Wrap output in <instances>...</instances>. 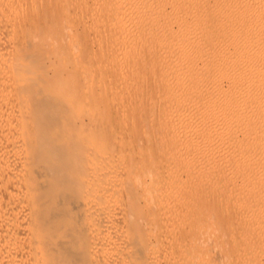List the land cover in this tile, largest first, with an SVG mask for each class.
I'll return each mask as SVG.
<instances>
[{
  "label": "bare ground",
  "instance_id": "6f19581e",
  "mask_svg": "<svg viewBox=\"0 0 264 264\" xmlns=\"http://www.w3.org/2000/svg\"><path fill=\"white\" fill-rule=\"evenodd\" d=\"M66 1L72 4V15L78 12L83 17L84 13L91 15L90 26L86 27L87 23L82 20L85 24L82 32H88V36L91 31L94 33L98 51L107 55L112 63V70L108 69L114 72L115 80L109 83L110 75L109 80L104 79L103 72V76L98 75L100 77L94 80L98 73L93 77V72L82 68L76 52L70 53L69 58L61 54L56 65L49 62L50 74L49 67L45 69L46 54L42 55L41 46H56L55 33L46 37L33 32L32 28L30 31L36 15L44 13L38 15L37 12L39 6L43 8V0H0V40L8 37L6 48H0V264H147L150 247L146 235H150L151 225L156 219L165 220V226L175 220L172 223H176V227L170 224L168 229L176 230L173 233L167 230L172 234L168 236L177 243L183 241L182 235L196 224L198 211L190 204L193 197L196 199V195L207 188L208 182L212 184V192L234 197L236 200L233 198L234 203L231 202L235 207L239 202L237 209L238 206L242 209H236L238 213L243 210L253 215L245 222L254 220V224L250 222L253 231L256 226L264 229V0ZM59 2L62 1L48 0L50 9L45 11L50 13L49 25H56V14L60 15L62 10L64 14L72 10L70 5H66L68 9L62 8ZM72 20L73 23L74 17ZM62 28L65 31V27ZM73 30L68 28L56 37L67 41L64 47L76 46V41L73 46L74 39L70 40L72 36L67 33ZM102 52L98 53L102 56ZM112 81L117 83L116 87ZM105 82L112 85H108L109 92L104 87ZM118 94H122L121 98L124 96L123 102L127 101L128 105L120 104L127 108L117 110L130 109L132 116L140 117L146 108L145 101H153L146 104H152L151 108L147 105L151 116L153 110L157 112L150 127H155L159 141L156 147H161L154 150H158V158L153 151L145 156L149 163L156 159L161 161L159 166L168 163L163 170L168 178V187L163 185L165 190L162 185L159 187L158 182H162L164 176L160 177L161 169L160 176L157 175L158 163L154 164L156 172L149 170L154 166L148 163V168L139 148L140 154L116 158L121 166L111 170L116 161V146L112 130L109 129L111 134L105 130L103 121L113 108L108 104L109 96L114 100ZM115 101H112L113 106ZM146 113L145 110L146 119L151 117ZM120 118L117 124L124 121ZM130 123L132 126L133 122ZM127 136L130 135L123 138ZM123 138H119L121 142ZM137 138H134L136 144L141 139ZM132 140L128 141L134 142ZM128 144L129 147L131 143ZM122 149L125 148L122 146ZM149 172L161 179L154 181L156 177L149 176ZM153 182H157L158 187H152ZM205 198L208 200L207 196ZM153 201L156 216L152 213ZM235 217L238 215L234 214ZM234 222L236 225L237 220ZM210 225L206 231L213 229L215 233L214 226ZM245 226L242 228L246 231ZM260 233L256 235L263 252L264 231ZM240 235L242 242L244 236ZM252 235L249 240L254 239ZM166 237L163 240L169 238ZM230 238H234V234ZM171 240H166L167 244ZM250 242L249 247L253 245H249ZM258 242L254 244L260 245ZM246 243L244 239V245ZM170 245L165 249L169 250ZM183 248L179 249V255L174 252L176 258L172 253V264L190 262L192 257ZM242 249L241 246L240 251ZM254 249L257 252L259 248ZM180 254L183 256L179 257ZM248 255L247 263H250ZM238 256L241 258L240 254ZM260 256L264 259V253ZM152 257L150 259L154 260ZM200 257H194L193 262L201 261ZM207 260L199 264H211ZM238 261L241 264L242 259Z\"/></svg>",
  "mask_w": 264,
  "mask_h": 264
},
{
  "label": "rangeland",
  "instance_id": "374dc122",
  "mask_svg": "<svg viewBox=\"0 0 264 264\" xmlns=\"http://www.w3.org/2000/svg\"><path fill=\"white\" fill-rule=\"evenodd\" d=\"M59 1H62V2H59V3H62L61 5H59V6H61L62 8H64V7H67L66 9H68V7L69 6H66V5H70V4H68L69 2L68 1H66V0H59ZM47 4H46V3ZM42 4L41 5H43L42 7V9H41V6H39V9L37 10V12L39 13L38 15H40V14H42L43 13V11H44V15H45V13H46V15L44 16L43 14L41 15V16H37L36 15V18H37V20L39 21H41V20H44V18H45V20H46V18H47V21H45L44 20V22L43 21H39L40 23H38V21L36 20V22H35V24L34 25H31L30 26V31H31V28L34 30H32L33 32H36V33H41V35L42 34H45V36L46 37H49V34H51V36L55 33V35L53 36V38H55L56 39V42H55V44H56V46H52L51 45V47H50V45H48V47H46V46H41V47H43L42 48V51L41 52H43L42 53V55H44V54H46V56L44 55V57L46 58V64H47V66H45V69L46 70H48L47 68L49 67V70H51V71H49V73L51 74V72H52V65H49V62H54L55 63V65L56 64H58V58L59 57H61V54L63 55L64 54V56L65 57H71L72 56V54H76L77 56L76 57H79L78 59H79V61L83 64V66H82V68H84V69H86V70H88V71H90V72H93L92 73V75H93V77H94V75L95 74H97V75H95V77H94V80H97V78H99L100 76H103L104 74H102V72L103 73H105V78L104 79H107V80H109V78H111L110 80H109V83H110V81L113 79V80H115L114 78H112V77H114L113 75H114V72L113 71H111L110 72V70H112V65H111V67H110V64H112L111 63V61L109 60V58L107 57V55H105V54H103V52L102 51H100V49H99V51H98V47H97V43L95 42L96 40L94 39V33L91 31V35H90V33H89V36H88V32H82V30H83V28L82 27H84L83 25H85L84 23H87L85 26L87 27V26H90L89 24H91L90 22H92L91 21V15L90 14H88V15H86L85 16V13H84V17H83V14L80 16V12H78V14L76 15V14H74V15H76L78 18H79V16H80V18L78 19H76L75 17L76 16H74V15H72V12H73V8L71 7V5H70V7L69 8H72V10H70L69 9V11L67 10L66 12H67V14H69V15H67L66 13V15L64 14V11L62 10L61 12H60V15H58V14H56V25L55 26H53L52 24H50L49 25V23H50V21H49V19L48 18H50L49 17V12H47V11H45V10H48L49 11V9H50V4L48 3V0H43V2H41ZM56 5H58V4H56ZM74 5V4H73ZM45 6V7H44ZM47 7V8H46ZM49 7V8H48ZM45 8V9H44ZM0 12H1V10H0ZM41 12V13H40ZM69 12V13H68ZM87 14V13H86ZM72 17H71V16ZM44 16V17H43ZM90 18H89V17ZM65 17V18H64ZM70 17V18H69ZM73 17H74V24L72 23V19H73ZM87 17V18H86ZM35 18V19H36ZM51 19V18H50ZM90 19V20H89ZM76 20H84V23H83V21H82V23H81V21L80 22H78V21H76ZM64 21V22H63ZM77 23H76V22ZM87 21V22H86ZM38 24H41L42 26H38ZM62 24H64V25H62ZM67 24H69L70 26H68L67 27ZM66 25V26H65ZM74 25V26H73ZM82 25V26H81ZM50 26V27H49ZM62 26H64L65 27V31H62L63 30V28H62ZM71 26H72V29H71ZM38 27V28H37ZM66 27H67V29H66ZM74 27H75V30H73L74 29ZM76 27H77V29H76ZM40 28H42V30L40 29ZM68 28L72 31L73 30V32H67V33H70V35L72 36L71 38H70V40H72V38L74 39V40H72L73 42H71L72 43V45L74 44V41H76V46H75V44L73 45V46H75V47H73V48H68V47H64L66 44H64V43H66L67 41H62V38H56V37H58L61 33V35H63L64 34V32H66V31H68ZM40 30L43 32H40ZM31 31V32H32ZM39 31V32H38ZM76 31V32H75ZM79 32H81V33H79ZM67 33H65V34H67ZM77 33V34H76ZM86 33V34H85ZM93 33V34H92ZM93 35V36H92ZM90 36H91V38H90ZM93 37V38H92ZM8 37H4V38H1V40H0V44H1V47L0 48H6V41L8 42V39H7ZM39 39V38H38ZM86 39V40H85ZM91 39H93L92 41H94L93 43H92V41H91ZM2 40H4V41H2ZM35 40H37V38L35 39ZM64 40H66V39H64ZM68 40V39H67ZM78 40V41H77ZM2 41V42H1ZM39 41H41L40 39H39ZM3 42H4V45H3ZM68 43H69V40H68ZM94 44L93 46H92V44ZM64 45V46H63ZM88 45H89V47H88ZM57 46H60V47H57ZM62 46V47H61ZM51 49H50V48ZM77 47V48H76ZM96 47V48H95ZM59 49H61V50H59ZM71 49V50H70ZM73 49H76L77 51H73ZM90 49V50H89ZM96 49V50H95ZM93 50V51H92ZM94 50H95V52H94ZM60 51H61V53H60ZM70 51H72V52H70ZM66 52V53H65ZM76 52V53H75ZM92 52H93V55H92ZM98 52H102V56H101V54L100 53H98ZM70 53H72V54H70ZM104 53H106V52H104ZM49 54V55H48ZM96 54V55H95ZM53 57V58H52ZM106 57V58H105ZM100 59V60H99ZM104 60V61H103ZM98 61V62H97ZM108 61H109V63H108ZM100 62V63H99ZM98 63V64H97ZM105 64V65H104ZM109 64V65H108ZM54 65V64H53ZM97 66H100V67H97ZM105 66V67H104ZM70 67V66H69ZM103 67H104V69H103ZM108 67L109 68H111L110 70L108 69ZM66 69V71H69V68L68 67H65ZM93 68V69H92ZM105 70V71H104ZM109 72V73H108ZM113 72V73H112ZM111 74H112V76H111ZM98 75H100V76H98ZM109 75H110V77H109ZM98 76V77H97ZM109 77V78H108ZM107 80H105V81H107ZM113 82V81H112ZM111 82V83H112ZM116 82V81H115ZM108 82H105L104 83V87L106 88L107 87V89H108V92H109V86H112L113 85V87H116V84H114V82L112 83V85H110ZM107 84V85H106ZM106 85V86H105ZM109 85V86H108ZM111 89V88H110ZM114 91H116V89L114 90ZM117 92V91H116ZM101 93V92H100ZM102 94V93H101ZM119 95H120V97H119ZM121 95L122 94H118L117 96H118V99L119 100H117V96L115 95V98H116V101H115V98H114V100L111 98L112 96H109L110 97V99H109V103L108 104H110V105H112L111 107H113L112 109H111V107H110V109L112 110H108L109 111V113H107V115H106V117H105V120L103 121V127L105 128V130H107L108 132H109V129H110V131H111V133H112V140H114L115 141V143H113L112 142V140H111V143H113L114 144V146H116L115 147V149H116V151H115V153H114V155H115V159L117 158L118 159V157L119 156H124V158L123 159H125V158H127L126 156H131V154L132 155H137L138 153L140 154V152H138L139 150L141 151V153H143L142 155H144L143 157H145V164H147V166L149 165V164H151L150 166L152 167V165L154 166V167H152V168H149L150 166H148V168H149V170H152L153 172H156L157 170L156 169H154V168H157L156 166H157V163L159 162V159H156L155 157L157 156V158H158V150H156V151H154L155 150V147H156V145L158 144V136L156 137V135H157V132H155V127L153 128V127H150L151 125V120H154V122H155V120H156V118H157V116H155L156 114H157V112L156 113H154V110H153V114H152V116H151V109L149 110L148 109V106L147 105H149L150 103H152L151 102V100L150 99H148L147 101H145L146 103H148V101H149V104H144V106L146 105V108H145V110H146V112L148 113H146L147 114V116H151V117H149V118H147L146 119V117H145V110L144 111H142V112H144V114L143 113H141L140 114V117H141V122L139 121V118L140 117H137V115H134V116H132V111L130 112L129 110H117V109H122V108H124V106L125 105H128L127 104V101H126V98H124L125 99V101H126V104L123 102V97L124 96H122V98H121ZM112 99V100H111ZM121 99H122V101H121ZM112 101H115V106H113L114 104H112ZM121 102V103H120ZM124 104H123V103ZM120 104H122V105H124L123 107L122 106H120ZM109 105V106H110ZM152 105V104H151ZM151 105H149V107L151 108ZM121 108H120V107ZM115 107V108H114ZM109 108V107H108ZM127 108V107H126ZM126 108H124V109H126ZM116 109V111L114 112V110ZM144 109V108H143ZM148 110V111H147ZM119 111V112H118ZM116 112H118L116 115H117V117L120 115V112H121V114H123L124 113V115H120L118 118H116V115L114 114V113H116ZM127 112V113H126ZM110 113H111V115H110ZM129 114V117L127 116ZM121 116H123V117H121ZM125 116V117H124ZM138 116H139V114H138ZM142 116H143V119H142ZM155 116V117H154ZM111 117H114V120L115 121H113V119H111ZM121 117V118H120ZM127 117H128V119H129V122L128 123H130V121H132L131 123L133 124L132 126H133V128H131L132 126L131 125H129L128 123H127V121H128V119H127ZM136 117V118H135ZM119 118H120V120H124L123 122L121 121V123L120 124H117V123H119L120 121H117V119L119 120ZM125 118V119H124ZM155 118V119H154ZM111 119V120H110ZM127 119V120H126ZM134 119H136V122H134ZM126 120V121H125ZM112 121H113V123H112ZM117 121V122H116ZM146 121V122H145ZM114 122H116V123H114ZM142 122H144V123H142ZM124 125H123V124ZM130 123V124H131ZM139 123H141V124H139ZM147 125H146V124ZM111 124V125H110ZM122 124V125H121ZM127 124H128V127H129V129H128V127H127ZM140 125V126H138V128L136 127L137 125ZM142 124H143V126H142ZM109 125H110V127L111 128H109ZM114 125V126H113ZM115 125L117 126V127H115ZM118 125L120 126V127H123V128H121V130H119V128L120 127H118ZM131 126V127H130ZM149 127L150 128V130H152V132L149 130V128H147V127ZM115 127V128H114ZM139 127H140V130H138L139 129ZM143 127H146V128H144L143 129ZM125 128V129H124ZM130 128H131V131H129L130 130ZM153 128V129H152ZM115 129H117V131L115 130ZM132 129H133V131H132ZM129 132H128V131ZM144 130H147V131H145V132H143ZM123 131V132H122ZM126 131H127V133H126ZM140 131V132H139ZM120 132H122L121 133V136H120ZM130 132H132V133H130ZM137 132H139L138 134H137ZM142 132V133H141ZM110 133V132H109ZM110 133V134H111ZM129 133V134H128ZM150 133H151V135H150ZM137 134V137L135 136ZM139 134H141V136H139ZM145 134H147V135H145V138L146 139H144L143 140V136ZM125 135H130V136H127L129 139H130V141L132 140L131 138H133V140L132 141H134V138H137V139H139V138H141L142 139V141H141V139H139L138 140V142L140 143H138L137 142V144H136V141H134V142H129L128 140V138L127 137H125V138H123ZM118 136V137H117ZM120 136V137H119ZM149 136V137H148ZM155 136V137H154ZM121 137L123 138L122 139V141L123 142H121L120 141V139H121ZM131 137V138H130ZM117 138V139H116ZM120 138V139H119ZM136 140V139H135ZM146 140L147 141H149V144H147L148 142H146ZM118 141H120V142H118ZM125 141V142H124ZM152 141V142H151ZM142 142L144 143L143 144V148L145 147V149H143L142 147H141V144H142ZM146 142V143H145ZM157 142V143H156ZM121 143H124V144H122V146H123V148H125V149H122L121 150V148H122V146H121V148L119 147L120 145H121ZM125 143H126V145H125ZM130 144V146L128 147L127 146V144ZM152 143H153V145H152ZM115 144H117V145H115ZM128 144V145H129ZM132 144H133V146L135 147V150H134V148H133V146H132ZM135 144H136V146H137V148H136V146H135ZM148 146H147V145ZM151 144V145H150ZM126 146V147H125ZM139 146V147H138ZM150 146V147H149ZM154 146V147H153ZM130 147H132V148H130ZM158 147L160 148L161 146L160 145H158L156 148L158 149ZM130 148V149H129ZM138 148H139V150H138ZM117 149H119V150H117ZM142 149L144 150V151H142ZM152 149V150H151ZM121 150V151H120ZM123 150H126V152L125 151H123ZM127 150H128V153H127ZM138 150V151H137ZM146 150H148V151H146ZM149 150H151V151H149ZM123 151V152H122ZM133 151V152H132ZM154 152V153H152L153 155H155V153H156V155H155V157L153 156V158L154 159H156V160H154L153 161V163H149L148 162V157H146L145 155L147 154L148 155V152ZM120 154H119V153ZM125 152V153H124ZM135 152H136V154H135ZM158 152V153H157ZM110 153V152H109ZM124 153V154H123ZM117 156V157H116ZM129 158V157H128ZM117 159H116V161L113 163V165H114V167H112L111 168V170L112 169H117V168H119L121 165H120V163L121 162H118L117 161ZM155 162H157V163H155ZM161 162V161H160ZM159 162V163H160ZM149 163V164H148ZM159 163H158V170L159 171H157L158 173H157V175L159 174V176H160V173L161 174H163V175H161L160 177H165V181L163 180L164 179V177L161 179L160 177H158V176H154V174L155 173H150L149 172V176H153V177H156L155 179H154V181H156V179L157 180H160V181H162V182H158L159 183V187L162 185H164V186H166L167 185V183L166 182H168V178L165 176L166 174H164L165 173V171L163 172V170L165 169V167H167V166H165L166 164H168V163H166V162H162L163 164H162V166L160 165L159 166ZM116 164V165H115ZM123 164V163H122ZM156 166H155V165ZM120 165V166H119ZM118 166V167H117ZM160 167V168H159ZM163 168V169H162ZM160 169H161V172H160ZM160 172V173H159ZM167 180V181H166ZM164 181V182H163ZM213 182H215V179L214 180H212ZM217 181V180H216ZM219 181V180H218ZM218 181H217V183H218ZM154 183H156L155 185H154ZM157 182H153L152 183V187H156L157 186V184H158ZM163 183V184H162ZM166 183V184H165ZM209 184V185H208ZM206 185H208L207 186V188H205V192L203 191V192H201V194H198V195H196V199H195V197H193L194 198V200H195V202H194V200H193V198L191 199V200H193L192 201V204H190V205H192L191 207L195 210H197L198 211V213H197V215H195V218H196V224H194L193 225V229H192V225L189 227L190 229H191V231H188V232H185L186 233V235H185V233L182 235V239H183V241L185 240H187L186 242H183L182 240V242L181 241H179L178 243H177V241L176 240H174V239H172L171 240V238L169 237V236H172V234L171 233H173L174 231H172L171 232V230H173V229H168L170 226H172V225H170V224H173L172 222L174 221L175 222V220H173V221H171V223H170V221H169V224L168 225H170L169 227H168V225H166L165 226V223H164V221L165 220H163V221H158V219H156L157 220V222H156V220H155V222L153 223V225H151V229L149 230L150 231V235H146L147 237L146 238H148V240H149V246H148V248H149V256H148V263L147 264H172V262H171V257H172V259H173V256L176 258L177 257V255H179V252L181 251H179V249H182L183 247V250L185 251L186 249V251L185 252H189L190 254L188 255L189 257H192L191 259H190V262H192V263H190V264H199V263H202V260L204 259L205 261L207 260V258H209L207 261H209V262H211V264H223V262H224V264H228L229 262H231V263H229V264H239L240 263V261H238V260H241L242 259V262H241V264H253V262H255L256 260H254V259H257L259 262H260V260H261V262H262V264H264L263 262H264V259L263 258H260L261 256V254H263L264 253V251L262 252L261 251V240H260V238L258 237V235H256L257 234V232L259 231V232H261L260 233V235H262L263 234V231H264V229L263 228H261V227H257L256 225H254L253 227H255L254 229H255V231H253V229H251V225L252 224H250V222L252 223L253 221H250L248 224H249V226H248V224L246 223L245 224V222L247 221H249V219L251 220V216H253L252 214H250L249 212H246V211H243V210H241V211H239L240 213H238L237 211H236V209H237V204H239V202H237V204H236V207L234 206V205H232V202L231 201H233V203H234V199L232 198V196H230V198H226V196L224 195H222V194H219V193H215V191H211L210 189L212 188L211 186H212V184L210 183V182H208ZM164 186H163V188H164ZM209 186H210V188H209ZM158 187V186H157ZM167 187H168V185H167ZM166 188V187H165ZM165 188H164V190H165ZM211 191V192H209V191ZM212 190H213V188H212ZM209 193H211V194H209ZM214 193H215V195H214ZM217 194H218V196H217ZM205 196H207V198H208V200H206V198H205ZM216 198H215V197ZM210 197V198H209ZM218 197V198H217ZM214 198V199H213ZM222 198H223V200H222ZM226 198V199H225ZM200 200V202H199V200ZM212 201H211V200ZM217 199H218V201H217ZM219 199H220V201H219ZM228 199H230L229 200V202H228ZM236 200V199H235ZM207 201V202H206ZM210 201V202H209ZM214 201V202H213ZM225 201V202H224ZM216 202H218L217 203V207H215L216 206ZM221 202H223V204L221 205L220 203ZM226 202H227V206H226ZM193 203L195 204L196 203V206H194L193 207ZM199 203H200V205H199ZM211 203V204H210ZM215 203V204H214ZM151 204H153L152 206L154 207V209H153V207H152V213L154 212H156L155 211V209H157L156 208V205H154L155 203H154V201H153V203H151ZM206 204H207V206H206ZM211 206V207H210ZM213 206V207H212ZM222 206V207H221ZM223 206H224V208H223ZM225 206L227 207V208H225ZM232 207L231 209L229 208V207ZM195 207H197V208H195ZM242 207V206H241ZM240 207V208H241ZM202 208L205 210V211H203L202 210ZM216 208H218L217 210H216ZM229 208V209H228ZM235 208V209H234ZM240 208H239V206H238V209L237 210H240ZM199 209V210H198ZM223 209V210H222ZM242 209V208H241ZM195 210V211H196ZM210 210V211H209ZM235 210V212H233ZM223 211V212H222ZM231 211V212H230ZM212 212V213H211ZM227 212V213H226ZM246 212V213H245ZM212 214V215H210V214ZM231 213V214H230ZM242 213H244V214H242ZM203 214H205L206 215V219L207 218H209V219H205L204 218V215ZM227 214V215H226ZM234 214H236V215H238V217H235L234 218ZM248 214H249V216H250V218L248 217ZM254 214V213H253ZM210 215V216H209ZM226 215V216H225ZM230 215V216H229ZM155 216H156V213H155ZM199 216H200V219H199ZM228 216H229V219H228ZM241 216V217H240ZM242 216H243V220L241 219L242 218ZM244 216H245V218H244ZM210 217H211V219H213V221L211 222L210 220ZM224 217H226L227 219H225ZM215 218V219H214ZM239 218H240V222L238 221L239 220ZM203 219V220H202ZM237 220V222H239V223H237L236 222V225H235V222H234V220ZM253 219H255L254 217H253ZM212 223V225L214 226V227H212V228H214V230L217 232H215V233H213L212 232V228L210 227V229H212V230H210V229H208V231L209 232H207L206 231V227H208L209 228V226H211L210 224V222ZM226 220H227V222H228V224H227V222H226ZM230 220V221H229ZM242 220V221H241ZM202 221V222H201ZM204 221H206L205 222V224L203 223ZM163 222V223H162ZM230 222V223H229ZM157 223H159V225H157ZM164 224V226L162 225V224ZM166 223H168L167 221H166ZM208 223H210L209 225H208ZM242 223H243V225H242ZM155 224V225H154ZM222 224V225H221ZM230 224V225H229ZM241 224V227L239 226V225ZM253 224H254V222H253ZM255 224H257L256 222H255ZM205 225V226H204ZM245 225H247V226H245ZM258 225V224H257ZM158 226H159V228H158ZM195 226V227H194ZM197 226H199V228L197 227ZM202 227V233H201V231H200V229H201V227ZM230 226H231V229H230ZM240 228H239V227ZM243 226H245L246 227V231L244 230V228H242ZM156 227V228H155ZM162 227H164V228H162ZM167 227V228H166ZM173 227L175 228L176 227V223H174L173 224ZM205 227V228H204ZM233 227H234V229H233ZM235 227H236V229L238 230H235ZM165 228H166V231L167 230H170V232H168L167 231V233H166V231H165ZM197 228H198V230H197ZM249 230H248V229ZM257 228H259L258 230H257ZM189 229V230H190ZM233 229V230H232ZM240 229V230H239ZM241 229H243V230H241ZM154 230V231H153ZM161 230V231H160ZM163 230V231H162ZM195 232L196 230V234L195 233H193V231ZM232 230V231H231ZM253 231V233H254V236L252 235L253 233H252V231ZM256 230H257V232H256ZM153 231V232H152ZM206 231V232H205ZM237 231V232H236ZM159 232V233H158ZM205 232V233H204ZM240 232V233H239ZM255 232H256V234H255ZM149 233V232H148ZM152 233V234H151ZM165 233H166V235H167V237H169V238H167L166 237V235H165ZM171 235H170V234ZM192 233H193V235H192ZM198 233H200L201 234V236L200 235H198ZM207 233V234H206ZM232 233V234H231ZM252 233V234H251ZM190 234V235H189ZM205 234V235H204ZM213 235V237H211V236H209V235ZM215 234V235H214ZM220 234V235H219ZM232 236H231V235ZM233 234H234V238H230V237H233ZM237 234V235H236ZM238 234H242V235H240V236H244L243 237V244H242V242H241V240H242V238L241 237H239L238 236ZM259 234V233H258ZM169 235V236H168ZM198 235V236H197ZM204 235V236H203ZM236 235V236H235ZM251 235H252V239H253V237H254V241H256V243L255 244H257V242H258V240H260L258 243H260V245H255L252 241L253 240H249V237H250V239H251ZM259 235V236H260ZM164 236V237H163ZM207 236V237H206ZM256 236L259 238V239H257L256 238ZM167 238L166 240H171L172 242H173V244L176 246V247H174V245L172 244V242H169V243H171V247L169 246L168 248H169V250L167 249H165V248H167L166 246L167 245H169V243L167 244V242H166V240H163V238ZM187 237V238H186ZM204 237V238H203ZM209 237V238H208ZM211 237V238H210ZM185 238V239H184ZM207 238V239H206ZM217 238V239H216ZM238 238V239H237ZM241 238V239H240ZM255 238H256V240H255ZM263 238H264V234H263ZM263 238H261V239H263ZM205 239V240H204ZM244 239H245V243L248 241V242H250L249 243V245L250 244H253L252 246H248V242L245 244V245H247V246H245L244 245ZM160 240H163V241H165V242H163V241H160ZM174 240V241H173ZM207 240V241H206ZM215 240V241H214ZM230 240H232L231 242H230ZM264 240V239H263ZM262 240V243L264 242ZM176 241V243L178 244H176V243H174ZM188 241H190L189 242V244L187 243ZM192 241V242H191ZM237 241L239 242H241V243H237ZM152 242H154V243H152ZM198 242H199V244H198ZM205 242V243H204ZM208 242H209V245H210V243L212 244L211 246H208L207 244H208ZM216 242V243H215ZM230 242V243H229ZM236 242V243H235ZM162 243V244H161ZM184 245H183V244ZM195 243H196V245H195ZM165 244H167L166 246H165ZM181 244V245H180ZM202 244L204 245V246H202ZM238 244V245H237ZM240 244H242V245H240ZM160 245V246H159ZM183 245V246H182ZM185 245H187L186 247V249H185ZM216 245L218 246V247H220V250L219 249H217L218 247H216ZM229 245H231L230 247H229ZM233 245H235L236 247H234ZM240 245V246H239ZM244 245V246H243ZM264 245V243L262 244V246ZM178 246V247H177ZM179 246H180V248H179ZM181 246H182V248H181ZM196 246V247H195ZM199 246V247H198ZM206 246V247H205ZM212 246H214V250H213V247ZM233 246V247H232ZM238 246V247H237ZM241 246H242V248H244V250L242 249V251H240V248H241ZM255 246H256V248H259V249H257V252H256V250L254 249L255 248ZM153 247V248H152ZM161 247H163V249L161 248ZM203 247V248H202ZM208 247H210V248H208ZM245 247H247L248 249H246L245 250ZM254 247V248H253ZM177 248H179V249H177ZM209 250H208V249ZM211 248H212V250H211ZM233 248V249H232ZM249 248H252L253 249V251L255 250V253H259V254H257V255H255L254 256V254L252 255V253L253 252H251V254H250V251H252V249H249ZM171 249H173L172 251H170ZM176 251H175V250ZM188 249H190V250H188ZM198 249V250H197ZM204 249H205V251H204ZM207 249V250H206ZM238 249H239V251H238ZM262 249L264 250V247H262ZM151 250H153V251H151ZM166 250V251H165ZM194 250V251H193ZM236 251L237 252V254H236V252H233V251ZM161 251H164V252H162L161 253ZM193 251V253L191 254V252ZM198 251V252H197ZM216 251V252H215ZM219 251V252H218ZM222 253H221V252ZM231 251H232V253H231ZM248 251V252H247ZM158 252V253H157ZM174 252H177V255L176 254H174ZM185 252H182V253H185ZM201 252V253H200ZM207 252V253H206ZM242 252V253H241ZM245 254H244V253ZM174 255H173V254ZM181 253V252H180ZM211 253V254H210ZM248 253L250 254V255H248ZM151 254H153V255H151ZM158 254V255H157ZM165 254V255H164ZM168 254H170V255H168ZM194 254H196V255H198V256H195ZM207 254V255H206ZM219 254H220V256H219ZM238 254H240L241 255V258L238 256ZM244 254V256L247 254L248 256H249V260H252L250 263H249V261H248V263H247V260H248V258L245 256H243V258L245 259H243L242 258V255ZM157 255V256H156ZM169 257H167V256ZM191 255V256H190ZM193 255V256H192ZM206 255V256H205ZM213 255V256H212ZM217 255V257H218V259L219 258H221L220 259V262L218 261V259H217V257H215L214 258V256H216ZM259 255V256H258ZM152 257V259H154V260H151L150 258ZM155 256V257H154ZM161 256H163V257H161ZM183 255L182 254H180V256L179 257H182ZM203 257V258H201V257ZM208 256V257H207ZM212 256V257H211ZM233 256V257H232ZM263 256V255H262ZM170 259L169 260V262H167L166 261V259ZM188 257V258H189ZM194 257H197L198 259H199V257H200V259H201V261L199 260V261H196V259L194 260L195 262H193V258ZM206 259H205V258ZM236 257V258H235ZM237 257H239L238 258V260H237ZM251 257V258H250ZM164 260H163V259ZM213 258V259H212ZM230 258V259H229ZM231 258H233V259H231ZM197 259V260H198ZM214 259H216V260H214ZM235 259V260H234ZM156 260H158V261H156ZM160 260V261H159ZM213 260V261H212ZM225 260V261H224ZM228 260V261H227ZM229 260H231V261H229ZM245 261V263H244V261ZM150 261V262H149ZM166 261V262H165ZM173 261V260H172ZM182 261V260H181ZM198 262V263H197ZM257 263V261L255 262L256 264H260V263ZM189 263H187V264H189ZM254 263V264H255ZM186 264V263H185Z\"/></svg>",
  "mask_w": 264,
  "mask_h": 264
}]
</instances>
